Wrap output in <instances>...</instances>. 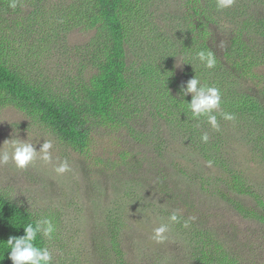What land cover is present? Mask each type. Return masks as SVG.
Masks as SVG:
<instances>
[{"label": "rangeland", "instance_id": "obj_1", "mask_svg": "<svg viewBox=\"0 0 264 264\" xmlns=\"http://www.w3.org/2000/svg\"><path fill=\"white\" fill-rule=\"evenodd\" d=\"M72 1L16 0L17 7L13 9L10 7L12 0H5V9L0 8V48L6 59L25 74L51 75L56 85L62 87L70 71L79 69L82 63L79 48L95 35L78 27L72 28L64 21L66 17L62 12L65 13ZM138 2L142 3L138 5L149 25L136 29L131 37L128 62L135 70L133 76H137L140 65L150 59L154 58V61L163 55L168 58L175 54L173 67L179 75L185 68V64L176 67L177 59L182 60L181 53L168 45L170 41L178 42L175 33L185 31L183 22L192 21L187 1ZM263 2L235 0L230 9L239 18L253 16L255 21L263 14ZM243 7L246 8L243 10ZM48 10L52 12L49 17ZM231 18L222 14L218 18L221 27L213 28L217 29L219 44L228 41ZM195 19L203 23L202 16ZM163 40L166 45L161 44ZM261 77V84H264V75ZM147 116L148 134L143 141L123 140L122 131L120 136L115 135L116 139L127 141L126 149L132 146V150L140 152L135 155V164L131 165L132 158L121 159L119 150L107 147L96 150L94 158L79 155L19 110L3 106L0 108V146L6 140L18 137L29 139L37 150L45 139L51 140L54 148L51 165L38 161L25 171L17 170L12 163L0 167V194L8 195L36 219L41 216L53 219L57 231L53 240H45L55 264H195L188 254L192 237L188 228L171 224L166 214L177 211L183 215L184 209L189 210V217L195 218L193 223L216 230L217 241L227 245L238 264H264V225L254 215L239 212L233 205L236 200L246 210L258 209L254 198L249 194L240 197L225 191L232 201L229 202L219 194L199 191L197 183L190 179L191 174L201 172V166L197 164L199 159L177 136L175 125L172 128L165 122L166 118L150 117L148 113ZM218 122L220 130H214L211 136L220 139L222 134L228 143L237 146L235 154L241 161H248L249 149L243 143L246 142L244 136L251 132L252 120L245 116L242 122L224 119H218ZM150 134H154L156 142ZM121 144L123 148L124 143ZM159 152L160 161L156 163L153 158ZM114 159L119 162L112 163V167L108 162ZM64 160L69 162L72 172L57 176L53 168ZM140 164L142 169H139ZM256 167L253 166L249 175L254 188L264 199V166ZM204 172L211 182L219 175L213 166L204 168ZM173 192L178 195L176 199ZM161 224H169L170 231L163 243H157L152 239L153 230ZM114 240L119 243V248L112 245Z\"/></svg>", "mask_w": 264, "mask_h": 264}, {"label": "trees", "instance_id": "obj_2", "mask_svg": "<svg viewBox=\"0 0 264 264\" xmlns=\"http://www.w3.org/2000/svg\"><path fill=\"white\" fill-rule=\"evenodd\" d=\"M186 1L192 21L189 23L187 19L183 22L185 31L175 33L179 43L170 41L168 45L177 48L176 53L180 51L186 63L179 75L173 67L177 56L170 54L173 58L163 55L141 64L138 75L133 76L135 70L128 62V47L136 29L148 24L138 0H80L79 3L73 0L68 3L70 8L68 5L65 13L62 12L66 17L64 21L72 28L95 34L79 48L83 57L79 69L71 70L64 85L59 87L46 73L42 76L35 73L37 78L23 73L6 59L0 48V108L19 110L79 155L94 158L96 150L109 148L119 150L121 159L132 158L131 165L135 164V155L140 152L132 150V146L126 149L127 141L116 139L115 135L120 136L122 131L123 140L141 142L148 134L147 113L150 117L166 118L165 122L172 128L175 125L177 136L199 159L197 164L201 166V172L190 175L191 182L197 183V189L208 195L219 194L229 202L232 201L225 191L240 197L249 194L257 202L258 209L246 210L236 200L234 208L254 215L264 225V199L254 188L249 175L253 166H264V84H261V75H264V2L262 16L253 21V16L239 18L231 9L218 10L216 0ZM5 4V0H0V8L5 9ZM243 10L241 13L246 15ZM51 14L48 10V17ZM222 14L232 18L228 41L219 44L217 29L213 28L220 26L218 18ZM198 16L203 17V23L195 19ZM165 42L163 40L161 44L166 45ZM201 50H211L215 54V68L207 69L196 60V53ZM153 55L155 57L156 53ZM195 75L202 84L220 89L221 112L234 114L239 122L246 116L254 123L250 134L244 136L246 142L243 144L246 145L243 146L249 149L248 161H241L235 154L237 146L228 143L222 134L220 139L211 136L214 129L206 118L192 117L186 103L191 101V95L181 96L180 87ZM217 119H223L219 113ZM204 133L209 136L207 143L201 140ZM150 135L153 137L154 134ZM155 149L160 151L159 147ZM160 152L153 158L156 163L160 161ZM210 161L219 173L214 182L207 179L204 172V168L211 167ZM118 162L119 159H114L108 163L114 167ZM142 168L140 164L139 169ZM254 184L256 186L257 182ZM160 187H163L162 183ZM173 193L176 199L178 195ZM169 212L166 214L170 216ZM188 214L189 210L184 209L180 215L181 223L174 225L181 228L184 220H190L187 228L192 235L191 249H188L191 260L195 264H238L227 245L217 241L216 230L193 223ZM35 220L28 209L8 195L0 194V264H12L10 249L5 246L7 240L24 236V226ZM36 244L46 247L45 238L38 236ZM112 245L119 248L116 240Z\"/></svg>", "mask_w": 264, "mask_h": 264}, {"label": "clouds", "instance_id": "obj_3", "mask_svg": "<svg viewBox=\"0 0 264 264\" xmlns=\"http://www.w3.org/2000/svg\"><path fill=\"white\" fill-rule=\"evenodd\" d=\"M235 0H216L218 10L230 9L234 6ZM10 7H17L16 0H12ZM196 60L206 67L213 69L216 66V56L211 50H201L196 53ZM182 60L177 59L176 67L180 68ZM180 94L183 97L191 95V101L186 102L189 111L194 119L206 118L207 123L212 129L219 131L220 125L217 119V113L226 121H235L236 116L229 112H221L222 95L220 89L215 86L202 84L200 79L195 75L188 80L186 84L180 87ZM201 140L204 143L209 141L207 133L202 134ZM54 148L51 140L45 139L37 150L36 145L20 138H11L6 140L0 146V167L12 163L17 170L25 171L29 167L35 166L40 161L44 165L53 163L52 150ZM211 166V161L209 162ZM53 171L57 176H64L72 172V168L67 160L54 166ZM171 224L181 223V216L177 211H173L169 216ZM194 220L195 218H190ZM185 228L190 226V220H184ZM25 235L20 237H10L5 246L10 249L9 259L12 264H54L53 254L48 247H39L36 244L37 237L42 236L51 241L57 231L56 224L49 216H41L34 223H28L24 226ZM169 224H161L153 230L152 239L157 243H163L168 238Z\"/></svg>", "mask_w": 264, "mask_h": 264}]
</instances>
